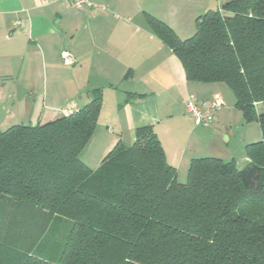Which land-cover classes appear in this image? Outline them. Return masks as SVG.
Listing matches in <instances>:
<instances>
[{
  "label": "trees",
  "instance_id": "1",
  "mask_svg": "<svg viewBox=\"0 0 264 264\" xmlns=\"http://www.w3.org/2000/svg\"><path fill=\"white\" fill-rule=\"evenodd\" d=\"M146 18L188 82L225 85L258 124L249 165L194 159L179 184L145 126L91 170L93 91L77 112L0 131V264H264V0H230L186 40Z\"/></svg>",
  "mask_w": 264,
  "mask_h": 264
},
{
  "label": "crops",
  "instance_id": "2",
  "mask_svg": "<svg viewBox=\"0 0 264 264\" xmlns=\"http://www.w3.org/2000/svg\"><path fill=\"white\" fill-rule=\"evenodd\" d=\"M92 1L94 9L80 11L63 0H0V109H5L0 131L11 122L34 126L64 110L77 112L99 90L98 123L80 154L91 170L118 142L131 146L135 130L145 126L153 128L179 184L187 180L194 159L234 161L238 171L247 167L244 149L258 142V124L243 120L225 85L188 82L180 61L146 18L186 40L209 4L216 2L221 11L230 0ZM41 76L51 86L42 100L34 92ZM24 85L29 88L20 92ZM188 96L222 106L210 127L193 124L185 108ZM94 143L98 153L92 157Z\"/></svg>",
  "mask_w": 264,
  "mask_h": 264
},
{
  "label": "built area",
  "instance_id": "3",
  "mask_svg": "<svg viewBox=\"0 0 264 264\" xmlns=\"http://www.w3.org/2000/svg\"><path fill=\"white\" fill-rule=\"evenodd\" d=\"M68 8L76 10L94 9L96 5L92 0H63ZM222 106L215 101H205L197 103L193 96H188L185 102V108L196 127L208 128L214 120V115ZM71 111L64 110L63 115H68Z\"/></svg>",
  "mask_w": 264,
  "mask_h": 264
},
{
  "label": "rangeland",
  "instance_id": "4",
  "mask_svg": "<svg viewBox=\"0 0 264 264\" xmlns=\"http://www.w3.org/2000/svg\"><path fill=\"white\" fill-rule=\"evenodd\" d=\"M39 71L42 73V69H39ZM29 86V85H28ZM27 85H24V86H19V88L21 89L20 92H24V90H26V88L28 87ZM7 89H11V88H15V87H18V86H14V85H7L6 86ZM33 86H30V88H32ZM29 88V87H28ZM50 89H51V86H49L48 82L46 81V78H43V76H41V78H39V81H38V85H35V89H34V92H37V94L39 95L40 99H44L45 96L49 95L50 93ZM229 92V91H228ZM230 96H232V100H234V97L232 95V93L230 92ZM17 97H19V95H17ZM45 104H48V102H45ZM9 108V107H8ZM5 109H0V119L2 118V116L5 114ZM13 123L15 122H11L10 124H8L7 126L3 127L1 131H5L6 129L10 128L12 125H14ZM225 140V138H224ZM261 140V133H260V128L258 126V141ZM89 148V147H88ZM90 155L92 157H95L96 156V153H98V146H97V143H94V149L92 147V145L90 146ZM184 183H186V180H184Z\"/></svg>",
  "mask_w": 264,
  "mask_h": 264
},
{
  "label": "water",
  "instance_id": "5",
  "mask_svg": "<svg viewBox=\"0 0 264 264\" xmlns=\"http://www.w3.org/2000/svg\"><path fill=\"white\" fill-rule=\"evenodd\" d=\"M213 5L209 4L208 9L204 12V15L210 14V13H215L217 11V4L216 2H212Z\"/></svg>",
  "mask_w": 264,
  "mask_h": 264
}]
</instances>
